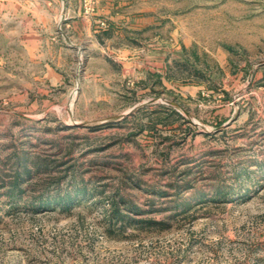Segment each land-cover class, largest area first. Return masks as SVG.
Here are the masks:
<instances>
[{
  "label": "rangeland",
  "instance_id": "obj_1",
  "mask_svg": "<svg viewBox=\"0 0 264 264\" xmlns=\"http://www.w3.org/2000/svg\"><path fill=\"white\" fill-rule=\"evenodd\" d=\"M82 9L0 27V264H264V0Z\"/></svg>",
  "mask_w": 264,
  "mask_h": 264
},
{
  "label": "crops",
  "instance_id": "obj_2",
  "mask_svg": "<svg viewBox=\"0 0 264 264\" xmlns=\"http://www.w3.org/2000/svg\"><path fill=\"white\" fill-rule=\"evenodd\" d=\"M63 15L73 25L80 18L89 26L82 0H0V27L9 35L19 34L21 27H56Z\"/></svg>",
  "mask_w": 264,
  "mask_h": 264
}]
</instances>
